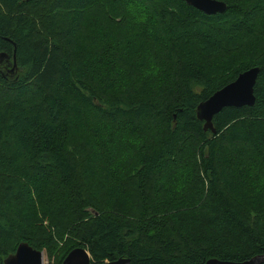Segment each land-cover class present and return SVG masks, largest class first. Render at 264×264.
Returning <instances> with one entry per match:
<instances>
[{"label": "trees", "instance_id": "1", "mask_svg": "<svg viewBox=\"0 0 264 264\" xmlns=\"http://www.w3.org/2000/svg\"><path fill=\"white\" fill-rule=\"evenodd\" d=\"M219 1L0 0V264L21 242L56 264L264 255V0ZM253 67V106L204 131L198 104Z\"/></svg>", "mask_w": 264, "mask_h": 264}, {"label": "water", "instance_id": "2", "mask_svg": "<svg viewBox=\"0 0 264 264\" xmlns=\"http://www.w3.org/2000/svg\"><path fill=\"white\" fill-rule=\"evenodd\" d=\"M186 4L199 10L206 15L223 13L226 10L224 2L219 0H185ZM7 55L0 54V65L6 62ZM8 66V62L6 63ZM12 65L15 67L13 57ZM259 73L258 67L250 68L240 73L233 81L214 92L207 100L198 104L196 116L199 121H203L204 131L210 130L215 134L212 127V119L222 109L232 107H251L255 102L254 86ZM94 214H97L96 212ZM70 259V260H69ZM264 262V255L256 256L244 262H229L210 259L206 264H259ZM2 264H43V252L32 248L28 243L21 242L14 253L8 255ZM61 264H93L87 250L78 246L72 249ZM102 264H129L127 259L119 258L113 262Z\"/></svg>", "mask_w": 264, "mask_h": 264}, {"label": "rangeland", "instance_id": "3", "mask_svg": "<svg viewBox=\"0 0 264 264\" xmlns=\"http://www.w3.org/2000/svg\"><path fill=\"white\" fill-rule=\"evenodd\" d=\"M43 264H56V260H55V262H54V260H48V258L46 257L45 252H43Z\"/></svg>", "mask_w": 264, "mask_h": 264}, {"label": "bare ground", "instance_id": "4", "mask_svg": "<svg viewBox=\"0 0 264 264\" xmlns=\"http://www.w3.org/2000/svg\"><path fill=\"white\" fill-rule=\"evenodd\" d=\"M70 260V259H69ZM91 260V259H90Z\"/></svg>", "mask_w": 264, "mask_h": 264}]
</instances>
